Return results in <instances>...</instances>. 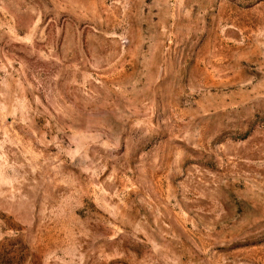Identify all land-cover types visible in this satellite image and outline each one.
Listing matches in <instances>:
<instances>
[{
  "label": "rangeland",
  "instance_id": "rangeland-1",
  "mask_svg": "<svg viewBox=\"0 0 264 264\" xmlns=\"http://www.w3.org/2000/svg\"><path fill=\"white\" fill-rule=\"evenodd\" d=\"M0 264H264V0H0Z\"/></svg>",
  "mask_w": 264,
  "mask_h": 264
}]
</instances>
